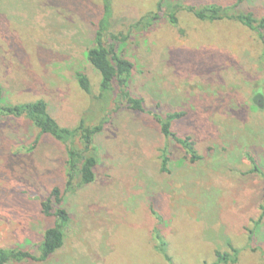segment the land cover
Masks as SVG:
<instances>
[{"label": "rangeland", "instance_id": "374dc122", "mask_svg": "<svg viewBox=\"0 0 264 264\" xmlns=\"http://www.w3.org/2000/svg\"><path fill=\"white\" fill-rule=\"evenodd\" d=\"M237 2L166 0L159 11L157 0H112L106 41L133 65L128 91L144 111L110 105L100 113L92 98L100 76L85 53L101 0H0L4 101L42 100L70 130L82 120L94 127L108 114L94 141L95 181L66 195L62 249L46 262L11 264H264V219L257 224L264 206L263 45L239 23L202 22L188 10L236 7L264 19V0ZM79 71L91 95L77 85ZM168 114H181L171 131L192 140L196 163L161 133L156 117ZM247 155L259 173H251ZM65 163L60 142L25 118L0 115V249L36 254L53 225L40 205L54 188L66 189Z\"/></svg>", "mask_w": 264, "mask_h": 264}, {"label": "trees", "instance_id": "16d2710c", "mask_svg": "<svg viewBox=\"0 0 264 264\" xmlns=\"http://www.w3.org/2000/svg\"><path fill=\"white\" fill-rule=\"evenodd\" d=\"M243 0H238L237 6ZM166 0H157V8L162 11ZM102 17L97 26L93 45L86 51L85 57L89 65L99 74V94L92 96L99 106L100 113H107L110 105L114 106L115 112L126 109L132 112H143V100L134 98L128 91L133 65L124 59L117 52L113 44L106 41V33L111 27L113 15L112 0H101ZM166 7V6H165ZM236 7L224 8L220 6H209L203 8H188L196 19L205 22L232 21L239 23L253 32H257L259 40L263 45L262 59L264 62V19L256 20L250 13H239ZM165 9V8H164ZM171 23H176V12H167ZM149 18V17H148ZM157 19V15L151 18ZM150 19V20H151ZM112 40H117L111 36ZM77 85L87 95H91V81L83 72L75 74ZM3 88L0 84V115L29 120L39 131L40 136L48 135L65 146L67 187L65 190L54 188L48 197L41 202L42 213L53 219V225L42 235L36 246V254L18 250L0 249V264L21 263L26 261L46 262L55 253L62 249L66 232L70 224V216L64 207L66 195L75 193L82 188L91 185L95 181V168L97 158L95 156L94 141L102 132L107 122L108 114L94 127L86 124L85 120L75 130L61 127L51 116L46 102L40 100L35 103L10 105L4 101ZM113 104L108 102L110 100ZM107 103V104H104ZM106 106L105 111L103 107ZM181 114H168L165 117H156L161 133L165 138H171L180 144L186 151L192 163L200 160L195 150V144L188 138L180 139L172 131L173 121L179 119ZM248 161L253 165L251 173H259L254 159L247 155ZM167 158L163 157L164 172L167 171ZM261 215L257 224L264 219V206L261 207ZM164 245H162L163 248ZM164 253L165 260L172 262V259ZM228 257V256H227ZM221 258V256H220ZM222 260H225L222 259Z\"/></svg>", "mask_w": 264, "mask_h": 264}]
</instances>
